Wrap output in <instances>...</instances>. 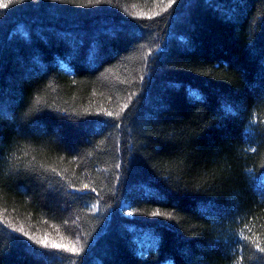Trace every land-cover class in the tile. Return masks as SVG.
<instances>
[{
	"label": "trees",
	"instance_id": "obj_1",
	"mask_svg": "<svg viewBox=\"0 0 264 264\" xmlns=\"http://www.w3.org/2000/svg\"><path fill=\"white\" fill-rule=\"evenodd\" d=\"M0 4V264H264V0Z\"/></svg>",
	"mask_w": 264,
	"mask_h": 264
},
{
	"label": "snow or ice",
	"instance_id": "obj_2",
	"mask_svg": "<svg viewBox=\"0 0 264 264\" xmlns=\"http://www.w3.org/2000/svg\"><path fill=\"white\" fill-rule=\"evenodd\" d=\"M175 3V0H169V6H171V4ZM0 7H6V5L4 4H0ZM125 107H127V105H125ZM121 111H123V109H121ZM109 115H111V113H109ZM253 151H255V149H252ZM130 215L132 213H129ZM152 215H160L159 212H154L152 213ZM73 251H79L78 249H73ZM260 251L264 252V248H261Z\"/></svg>",
	"mask_w": 264,
	"mask_h": 264
}]
</instances>
